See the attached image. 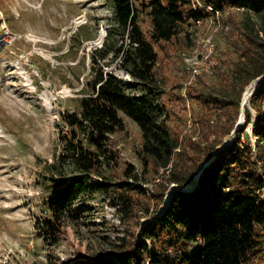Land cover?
I'll return each instance as SVG.
<instances>
[{
	"label": "trees",
	"instance_id": "16d2710c",
	"mask_svg": "<svg viewBox=\"0 0 264 264\" xmlns=\"http://www.w3.org/2000/svg\"><path fill=\"white\" fill-rule=\"evenodd\" d=\"M198 1L220 14L227 9L241 11L240 20L231 22L224 39L235 59L227 69L219 64L212 75L216 80L210 83L174 84L179 105L162 101L165 81L160 77V53H166L165 44L181 40L190 49L194 34L181 32L180 27L208 17L209 12L192 8V0H146L141 3L150 22L146 32L140 26L136 0H111L110 26L103 44L91 52L84 92L76 100V110L62 117L67 127L61 136L62 148L48 166L61 180L51 178L56 183L45 200L46 215L37 226L55 240L65 220L78 219L85 211L73 204L92 192L107 196L123 222L141 209L152 221L142 225L138 238L133 232L118 236L111 243L110 254L81 264L264 263V80L250 98L256 83L245 92L252 80L264 74V0ZM112 32H118L119 42H109ZM107 58L117 59L131 80L105 71L107 62L100 61ZM180 74L187 78L183 68ZM243 94V128L230 144L216 150L235 124ZM249 104L257 116L252 131L254 147L246 130L252 122ZM120 113L140 130L141 144L135 150L140 171L126 164L115 176L119 157L111 137L125 128ZM171 116L184 126L190 117L192 124L203 125L206 132L194 140L178 135L181 130L170 125ZM215 129L222 130L220 138H216ZM209 130L214 131L212 140L208 139ZM215 151L195 187L174 189L165 210L155 216L168 187L192 184L198 167ZM67 169L72 174L64 179ZM92 176L97 178L92 180ZM154 178L159 182L154 183L158 193L151 213L139 181Z\"/></svg>",
	"mask_w": 264,
	"mask_h": 264
},
{
	"label": "rangeland",
	"instance_id": "374dc122",
	"mask_svg": "<svg viewBox=\"0 0 264 264\" xmlns=\"http://www.w3.org/2000/svg\"><path fill=\"white\" fill-rule=\"evenodd\" d=\"M143 2L146 0H136V5L140 26L147 32L150 22L141 5ZM112 15L111 0H0V264L89 263L97 256L110 254L111 243L118 236L133 232V237L138 238L142 225L152 221L139 207L141 210H135L123 222L107 196L92 192L82 195L73 204V208L82 206L85 211L78 219L65 220L55 240L37 226V221L46 215L45 200L56 183L51 178L61 180L59 175H52L48 166L57 159L62 148L61 136L67 130L62 121L63 114L77 108L76 100L82 96L83 85L89 76L91 52L103 44ZM240 17L241 11L233 9L220 14L223 27L217 28L215 42L219 64L224 69L235 59L232 48L225 45L224 39L233 26L231 22ZM192 24L188 21L180 28L181 32L194 34L195 39L206 31L208 22L199 27ZM215 26L211 24L210 29ZM111 41H120L118 32H112ZM165 45L166 53H160L163 56L160 77L165 81L162 101L180 105L174 95V84L187 81L186 77H180V72L182 54L189 49L184 40ZM100 63L105 64V71L113 72L122 80H131L117 59L107 58ZM199 77L191 84L216 80L215 76ZM248 108L253 120L255 112L250 106ZM239 115L240 112L235 124ZM120 116L125 128L111 137L119 157L115 176L126 164H132L140 171L135 153L141 144L140 130L123 113ZM169 123L181 130L178 135L186 134L192 140L206 132L203 125L192 124L190 117L185 126L176 116H171ZM243 125L244 120L233 140ZM251 127L252 122L246 130L254 147ZM233 128L222 137L216 150L231 138ZM207 132H210L208 139L212 140L214 131ZM221 132L215 129L216 138L221 137ZM71 174L67 169L63 178L67 179ZM96 178L92 176L91 179ZM158 182L159 178L139 181L146 192L151 213L156 201L154 194L158 193L154 183ZM173 186L178 185L171 184L164 192L155 216L167 207L162 209ZM253 264L264 263L257 260Z\"/></svg>",
	"mask_w": 264,
	"mask_h": 264
},
{
	"label": "built area",
	"instance_id": "2783aa9c",
	"mask_svg": "<svg viewBox=\"0 0 264 264\" xmlns=\"http://www.w3.org/2000/svg\"><path fill=\"white\" fill-rule=\"evenodd\" d=\"M199 7L206 9L209 12V16L204 19L195 18L192 21L193 25L199 27L201 24H206L207 22L208 25L205 29L206 31L193 40L189 51L182 54L183 68L187 74V81L184 83V87L191 84L199 76H212L220 62L215 42L217 28L223 27L221 25L220 13L210 5L201 4L198 0H192V8ZM215 23L217 24L216 26ZM211 24L215 26L212 29H210Z\"/></svg>",
	"mask_w": 264,
	"mask_h": 264
},
{
	"label": "water",
	"instance_id": "95a60500",
	"mask_svg": "<svg viewBox=\"0 0 264 264\" xmlns=\"http://www.w3.org/2000/svg\"><path fill=\"white\" fill-rule=\"evenodd\" d=\"M263 80H264V74H262L261 76H259V77L256 78V79L252 80V81L249 83L248 86H250V84L253 83V81H256V84L254 85L253 89L251 90L250 95H252V94L255 92V90L258 88V86L262 83ZM248 86H247V87H248ZM246 89H247V88H246ZM246 89H245V90H246ZM249 106H250V104H249ZM247 109H249V108H247ZM244 112H245V110H244V109H243V110L241 109V111H240V115H239V118H238V120H237V122H236V124H235V126H234V128H233V130H232V132H231V135H232L231 138H228L227 140H225L224 143H223V145L220 146L219 149L223 148L224 146H226V145H228V144H230V143L232 142V140H233V136L235 135V132L237 131V129H239L240 125L242 124V122H243V120H244ZM240 116H241V118H240ZM256 117H257V116H256V114H255V118L252 120L251 131H252V129H253V122L256 120ZM215 154H216V151L213 152V154L211 155V157L209 158L208 161L203 162V163L198 167V169L196 170V172H195L194 175H193V182H192L191 185L187 184V185L184 186V187L173 186V187L168 191V193H167V197H166V200L164 201V204H163L162 209H164V208L166 207V205H167V203H168V201H169V198H170V194H171V192H172L174 189H181V190L189 191V190H191V189H193V188L195 187V185H196V183H197V178H198L200 172L202 171L203 167H205L207 164H209V163L213 160ZM174 187H176V188H174Z\"/></svg>",
	"mask_w": 264,
	"mask_h": 264
},
{
	"label": "bare ground",
	"instance_id": "6f19581e",
	"mask_svg": "<svg viewBox=\"0 0 264 264\" xmlns=\"http://www.w3.org/2000/svg\"><path fill=\"white\" fill-rule=\"evenodd\" d=\"M254 82L256 83V81H253V83H254ZM251 84H252V83H251ZM251 84H250V86H251ZM250 86H248V87H250ZM248 87H247V89H248ZM247 89H246V90H247ZM246 90H245V92H246ZM245 92H244V94H245ZM244 94H243V96H242V103H241V109H242V110H243V109H244V110L246 109V108H245V103H243V97H244ZM250 96H251V95H249V98H250ZM248 107H249V106H248ZM248 107H247V108H248ZM240 118H241V116H240ZM250 129H251V128H250ZM189 185H191V184H189Z\"/></svg>",
	"mask_w": 264,
	"mask_h": 264
}]
</instances>
